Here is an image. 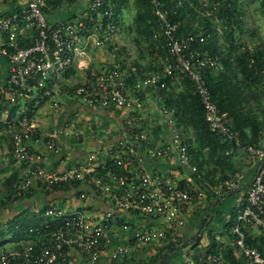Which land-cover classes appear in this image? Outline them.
<instances>
[{
    "label": "built area",
    "instance_id": "1",
    "mask_svg": "<svg viewBox=\"0 0 264 264\" xmlns=\"http://www.w3.org/2000/svg\"><path fill=\"white\" fill-rule=\"evenodd\" d=\"M149 1L159 29L146 46L152 44V55L163 50L166 55L160 58V67L141 69L132 81L135 67L125 65L121 49L132 43L134 33L128 31L125 43L119 40L123 27L115 19L118 0H86L81 15L53 24L46 17L47 0H23L22 9L0 16L1 51L10 65L0 87V143L8 133L9 158L26 165L3 210L7 213L14 198L30 192L36 180L45 191L69 185L72 191H79L75 196L83 203L73 208L50 203L43 212L45 224L31 228L37 239L1 245L0 264H71L72 251L79 252L88 264L103 259L114 264H140L136 259L139 254L181 237L193 204L208 195L236 191L244 180L241 172L217 184L205 179L193 161L189 138L177 124L176 108L163 102L162 90L190 79L208 129L241 146L239 133L229 126L227 113L213 99L205 78L208 72L224 68L222 60L193 46L197 38L203 42L204 35L179 37V22L172 14L188 0H169L170 7L163 0ZM201 5L203 16L213 18L220 1L201 0ZM22 22L34 32L29 45H24L20 34ZM91 41L111 53L112 65L75 85L71 96L90 108L124 109L123 127L104 153L93 151L82 164L53 168L50 156L59 151L67 128L53 127L44 148L33 151L28 140L38 135L34 118L44 101H49L54 111L61 110L59 80L75 65L88 69ZM16 106V115L9 119ZM150 117L156 120L162 138L157 139ZM244 149L255 158L257 169L236 204L237 221L227 228L225 237L215 238L217 248L202 251L198 260L193 258L191 245L183 248L186 264H232L224 250L233 252L234 264H264V252L249 244L245 230L251 227L252 233L256 230L264 235V144ZM151 162L169 168L150 169ZM210 244L206 239L199 246Z\"/></svg>",
    "mask_w": 264,
    "mask_h": 264
},
{
    "label": "trees",
    "instance_id": "2",
    "mask_svg": "<svg viewBox=\"0 0 264 264\" xmlns=\"http://www.w3.org/2000/svg\"><path fill=\"white\" fill-rule=\"evenodd\" d=\"M170 7L169 0H163ZM220 1L219 8L213 18L203 16L201 9V0H188L180 5L172 17L179 22V37L188 35L202 34L205 40L200 42L198 38L193 46L200 50H208L212 55H217L223 62L224 68L217 71H210L206 74V82L210 89L213 99L219 108L227 113L229 126L239 133L242 145L237 146L234 143H228L219 135L212 133L206 124L204 109L199 97L194 94V84L187 79L183 88L178 90L174 85H170L162 90L163 99L167 106L175 107L177 110L176 118L178 126L185 131L186 135L192 132L194 141L189 139L190 151L193 155V161L197 164L199 170L203 173L205 179L213 184L220 180L230 177L236 172L244 159L243 154L249 153L244 147H259L264 144V42L258 44L254 49L244 43H240L238 31L244 28L243 15L241 12V0H210ZM64 0H52L53 6H60ZM129 0H118L116 8V20L122 18L124 8L127 7ZM137 8L133 20L135 32L147 42L152 41L155 28L158 26V20L152 12L149 0H134ZM264 8V0H261ZM221 21L223 26V38L216 30V20ZM133 33V32H132ZM134 71H131L129 81L134 80L141 72V69L156 68L155 65L142 66L134 64ZM18 106L10 110L8 118L16 115ZM1 117V112H0ZM0 125L2 123L0 122ZM10 137L7 133L5 139ZM229 151V153H226ZM238 154H240L238 156ZM250 154V153H249ZM240 158V159H239ZM243 162V161H242ZM218 171L220 175L217 176ZM17 173H12L5 179V192L0 196V211L4 209L11 195L15 191V184L19 180ZM65 191L71 195L78 194L79 191H72L69 185L56 186L53 191ZM34 192L33 187L30 192L25 193L23 197H30ZM234 192V191H233ZM233 192L227 193L223 197ZM209 196L208 198H211ZM209 200L207 208L219 200ZM12 202V201H11ZM48 206V205H47ZM44 209L38 214H28L23 211L13 217L4 219L7 223H0V246L12 241H21L28 239H37V234L31 231V228L40 227L45 224L47 219L43 216ZM0 221H3L0 219ZM237 221V212L233 213L229 226ZM208 221H204L207 225ZM249 244L258 246L264 252V235L254 236L252 228H245ZM8 237V238H6ZM169 237H171L169 235ZM179 237L176 240L185 241L184 247L191 245L194 249L193 258L198 260L199 255L204 250L214 251L218 244L214 236L209 235L210 246L201 247L195 239L185 240ZM176 240L168 241L163 245H157L154 251L148 253L147 250L138 255V263L141 264H171L172 258L180 252ZM193 242V243H192ZM183 246V245H182ZM182 249V248H181ZM147 253V254H146ZM224 253L230 257V263H236L232 251L224 250ZM136 258V259H137ZM113 264V262H110Z\"/></svg>",
    "mask_w": 264,
    "mask_h": 264
},
{
    "label": "crops",
    "instance_id": "3",
    "mask_svg": "<svg viewBox=\"0 0 264 264\" xmlns=\"http://www.w3.org/2000/svg\"><path fill=\"white\" fill-rule=\"evenodd\" d=\"M51 2L52 0H47L45 13L48 21L52 24L57 20H68L78 17L85 10L86 6V0L64 2L58 7L53 6ZM23 7V0H0V16L20 10ZM126 9L124 8L122 13L124 17L127 16ZM33 33L32 29L24 22L21 23L20 34L24 45L30 44ZM1 48L2 42H0V87L8 77L10 67L9 61L3 55ZM87 48L90 54L88 69L81 70L75 65L61 76L59 80V84L63 90L61 110L54 111L51 103L44 101L34 118L38 125V135L28 140L33 151L43 149L48 133L53 127H66L68 133L61 137L60 149L51 154L49 161V166L61 170L72 165L84 163L90 152L104 153L107 144L112 142L116 138L118 131L122 129L126 114L124 109L108 111L103 108H90L82 102L74 100L71 96L72 89L77 83L83 82L87 77H91L94 74H99L101 70L112 65V55L105 48L94 46L92 41L88 44ZM127 50L132 52V56L127 54ZM124 62L125 65L130 67L136 63L143 64V66H149L151 63L156 65L154 58L147 56L146 52L142 49L134 51L131 48H125ZM145 63H148V65ZM79 136L80 139H78ZM10 146L11 139L8 136V138L4 139L3 143H0V161H3V153L5 151L9 153ZM12 161L14 166L12 168L14 169L11 170L13 172L18 171L20 164L14 160ZM153 167H158L160 170H165L166 167V169L169 168V166L162 165L161 163H149V168L153 169ZM256 169L257 163L254 161L247 169L240 187L233 194L217 197L219 200L211 208H207V204L209 200L212 201L216 197L208 198L210 195L201 203L193 204L189 212L188 222L181 229L182 239H200V243L203 244L206 243V239L211 234L214 238L225 237L228 234V223L231 221L233 213L236 212V204H238L241 195L245 193ZM219 175L220 172L218 171L217 176ZM208 181L211 183L210 180ZM33 189L32 196L17 199L11 204L9 211L6 213L7 218L20 214L23 211L30 215L38 214L50 203L67 208L83 205L72 192L71 195L65 191L46 192L38 180L34 181ZM205 220L208 221L207 225L204 224ZM253 235L261 236L256 230L253 232ZM71 255V264H88L79 252L72 251ZM186 258L187 252L185 249H181L179 254L172 258L171 264H186ZM105 262L107 264L110 263L107 259H103L98 264H106Z\"/></svg>",
    "mask_w": 264,
    "mask_h": 264
},
{
    "label": "rangeland",
    "instance_id": "4",
    "mask_svg": "<svg viewBox=\"0 0 264 264\" xmlns=\"http://www.w3.org/2000/svg\"><path fill=\"white\" fill-rule=\"evenodd\" d=\"M126 8H127L126 9L127 16L126 17L122 16V18H120V23H121L120 25L123 27V34L120 35L119 40L121 42L125 43V41L128 37V31H131L134 33V40L132 41V43H130L129 46H124V48L121 49V55L124 57L123 58L124 61H125V48H131L134 51L136 49H140V50L142 49L146 52L147 56L154 58L155 63H156L155 67L156 68L160 67L162 65V63L160 61H161V59H164L165 55H166L164 50L158 56L152 55L151 49H149L152 44H150V47H147L146 46V43H147L146 39H143L142 37H140V35H138L137 32H135V30H133L134 29L133 20H134V16L136 14V11H137L134 0H129V3H128ZM241 12L243 15L244 28H240L238 31L239 41H240V43H244L247 46H249L250 48L254 49L258 44H260L261 42H264V8L262 7L261 0H241ZM155 30H156L155 32H157L158 28L156 27ZM216 30H217L219 36L221 38H223V26H222L221 21H219L218 19L216 20ZM127 54L129 56H132V52L130 50H127ZM146 65H148V63ZM150 65H153V64L151 63ZM142 66H143V64H142ZM183 86H184V84L183 85H175V87L177 89L179 88L180 90L183 88ZM163 102H164V100H163ZM144 122H147V121L144 120ZM155 122H156V120L154 118L150 117V123L155 125L152 127V129H153L154 133L156 134L157 139H159V138H162L163 136L162 137L159 136L160 130H158V126L155 124ZM186 136L189 139H191V141H194L193 140L194 135L192 134V132ZM243 157H244V159L242 160L243 162L241 161L240 164H237V165H239V167L235 168V171H241V173L246 175L247 169L249 168V166L251 164H253V162L255 161V158L246 152H245V154H243ZM12 166H13V161H12V159L9 158V153L5 151L3 153V161H0V196L3 195L5 192V190H4L5 179H7L12 173H17L18 176L21 177V175H23V173H24V169H25L26 165L20 164L18 171H15V172H13L11 170V169H14V168H12ZM20 177H19V179H20ZM6 218H7V214L5 213L4 210H1L0 211V219L4 220ZM0 223L5 224V223H7V221H0ZM6 238H8V237H6ZM195 241L199 243L200 239L199 240L195 239ZM184 242L185 241L176 240V243L178 244L177 246L178 247L180 246L182 249L185 246ZM181 248H180V250H181ZM137 260L139 261L138 258H137ZM105 263L107 264V262H105ZM108 264H111V263H108Z\"/></svg>",
    "mask_w": 264,
    "mask_h": 264
},
{
    "label": "water",
    "instance_id": "5",
    "mask_svg": "<svg viewBox=\"0 0 264 264\" xmlns=\"http://www.w3.org/2000/svg\"><path fill=\"white\" fill-rule=\"evenodd\" d=\"M156 264H158V263H156Z\"/></svg>",
    "mask_w": 264,
    "mask_h": 264
}]
</instances>
